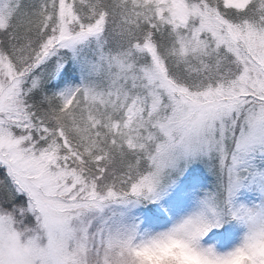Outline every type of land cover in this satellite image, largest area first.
Instances as JSON below:
<instances>
[{"label":"snow or ice","instance_id":"6c2138e0","mask_svg":"<svg viewBox=\"0 0 264 264\" xmlns=\"http://www.w3.org/2000/svg\"><path fill=\"white\" fill-rule=\"evenodd\" d=\"M0 264H264V0H0Z\"/></svg>","mask_w":264,"mask_h":264}]
</instances>
